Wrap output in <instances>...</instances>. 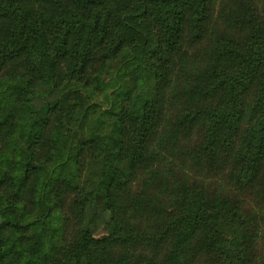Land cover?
Returning a JSON list of instances; mask_svg holds the SVG:
<instances>
[{"label": "trees", "instance_id": "16d2710c", "mask_svg": "<svg viewBox=\"0 0 264 264\" xmlns=\"http://www.w3.org/2000/svg\"><path fill=\"white\" fill-rule=\"evenodd\" d=\"M213 6L0 0V264H264V3Z\"/></svg>", "mask_w": 264, "mask_h": 264}, {"label": "rangeland", "instance_id": "374dc122", "mask_svg": "<svg viewBox=\"0 0 264 264\" xmlns=\"http://www.w3.org/2000/svg\"><path fill=\"white\" fill-rule=\"evenodd\" d=\"M214 4H215V6H213V8L212 9H209V13H210V15H214V17L216 16H218V14H219V11H220V7H219V4L222 2V1H224V0H211ZM262 2L264 3V0H262ZM261 12H262V9H261ZM260 12V13H261ZM210 40V37L209 36H207L202 42L203 43H199V46H198V48H201V50H199V56L198 57H192L193 56V52L194 51H192L191 52V57H190V62H197L198 61V63H201V66H203L204 64H205V62L203 63V60H207V59H209V57H210V55L209 54H207V53H205V50H206V48H209V46L208 47H206L205 48V46L206 45H208L209 43H208V41ZM204 41H206V42H204ZM202 48H205V49H202ZM211 48V47H210ZM197 54V53H196ZM203 63V64H202ZM94 99H95V101H97V103H99L102 107H107V103H108V100H106L105 99V96H104V94H101V95H95L94 96ZM94 111H98V109L96 108V107H94V109H93ZM89 116H88V120H90V119H92L93 120V118H94V113H93V111H91L90 112V114H88ZM224 184V183H223ZM98 233L99 234H102L103 233V230H102V228H100L99 229V231H98ZM148 255H150V253H148Z\"/></svg>", "mask_w": 264, "mask_h": 264}]
</instances>
